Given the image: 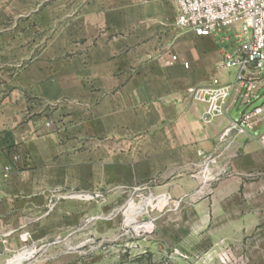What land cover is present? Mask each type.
<instances>
[{
  "label": "crops",
  "instance_id": "1",
  "mask_svg": "<svg viewBox=\"0 0 264 264\" xmlns=\"http://www.w3.org/2000/svg\"><path fill=\"white\" fill-rule=\"evenodd\" d=\"M175 16L176 0H0V264L20 252L19 264H77L60 249L78 226L68 194L143 182L187 195L184 208L208 206L220 242L264 264V86L203 122L188 88L232 82L235 70L220 66L217 37ZM169 54L178 60L166 67ZM257 106L256 126L217 156L228 120ZM208 156L222 173L195 201Z\"/></svg>",
  "mask_w": 264,
  "mask_h": 264
},
{
  "label": "rangeland",
  "instance_id": "2",
  "mask_svg": "<svg viewBox=\"0 0 264 264\" xmlns=\"http://www.w3.org/2000/svg\"><path fill=\"white\" fill-rule=\"evenodd\" d=\"M210 168V174L195 172L199 174V184L189 195L190 199L196 201L211 195L222 170L216 172ZM113 191L117 193L110 194ZM164 195L169 199L165 201ZM151 196L153 200L147 205L141 203ZM68 197L79 202L78 226L74 241L63 240L60 249L63 254H75L77 264L249 262L248 248L239 250L230 240L220 242L219 231L216 234L208 223L212 215L208 206L201 210L183 207L182 201L187 195L171 198L168 193L155 194L150 184L143 182L130 188L74 190ZM23 252H26L25 259L31 256V251ZM15 264L19 263L15 261Z\"/></svg>",
  "mask_w": 264,
  "mask_h": 264
},
{
  "label": "built area",
  "instance_id": "3",
  "mask_svg": "<svg viewBox=\"0 0 264 264\" xmlns=\"http://www.w3.org/2000/svg\"><path fill=\"white\" fill-rule=\"evenodd\" d=\"M175 25L192 30L197 36L217 37L220 66L235 70L232 82L222 83L213 77L206 86L188 88L195 100L205 104L203 122L211 123L224 116L235 92L243 106L258 98L259 89L264 86V0H176ZM177 60L176 54H169L163 64L168 67ZM259 111L260 106L247 108L237 120H228L217 137V156L247 129L256 126ZM258 139L264 145V129L258 133ZM204 158L202 171L210 174L212 158ZM162 197L165 201L169 199L166 195Z\"/></svg>",
  "mask_w": 264,
  "mask_h": 264
},
{
  "label": "bare ground",
  "instance_id": "4",
  "mask_svg": "<svg viewBox=\"0 0 264 264\" xmlns=\"http://www.w3.org/2000/svg\"><path fill=\"white\" fill-rule=\"evenodd\" d=\"M152 198H153L152 196L149 197V198H147V199L144 198L145 200H143L141 203H143V204L146 203V205H147V204L152 200ZM137 206H138V205H137ZM136 210H137V207L135 208V211H136ZM25 251H26V250H25ZM20 253H22V252H20ZM20 253H19V254H20ZM19 254H17V255L13 258V260H12L13 262H15L16 257H17ZM26 259H27V258H26ZM23 260H25V258H23L22 261H23Z\"/></svg>",
  "mask_w": 264,
  "mask_h": 264
}]
</instances>
